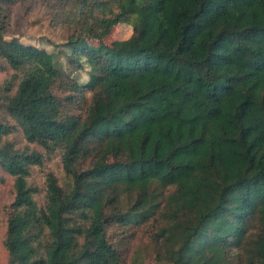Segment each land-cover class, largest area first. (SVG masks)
Listing matches in <instances>:
<instances>
[{
  "label": "trees",
  "instance_id": "trees-1",
  "mask_svg": "<svg viewBox=\"0 0 264 264\" xmlns=\"http://www.w3.org/2000/svg\"><path fill=\"white\" fill-rule=\"evenodd\" d=\"M17 1L0 0L7 264H123L134 227L160 264H264V0H58L69 68L97 78L79 89L8 38ZM57 154L40 204L30 179Z\"/></svg>",
  "mask_w": 264,
  "mask_h": 264
},
{
  "label": "rangeland",
  "instance_id": "rangeland-1",
  "mask_svg": "<svg viewBox=\"0 0 264 264\" xmlns=\"http://www.w3.org/2000/svg\"><path fill=\"white\" fill-rule=\"evenodd\" d=\"M61 8L58 0H18L15 4L4 9L8 38L19 37L23 43L54 52L56 54V65L65 69L75 78L74 89H79L83 85L94 86L97 83L96 77L90 76L84 70L69 68V53L62 48V44L68 39L67 26L56 20ZM132 32L131 25L120 23L115 26L111 34L105 38V41L112 44L115 40L129 38ZM89 43H92V41L89 40ZM93 43L98 44V41ZM6 77L7 74L0 72V82ZM23 143L25 142L23 141ZM107 159L109 162H128L130 154L125 150L110 151L107 153ZM48 170H52L60 179L64 180V171L58 154L46 166L42 168L35 167L30 179L31 182L42 189L41 193L36 194V199L40 204L44 202L43 188ZM10 181L11 178L8 177L5 184L0 187V264H7L8 262V254L3 241L6 216L9 205L13 200ZM127 231H132L134 236L123 264H133L136 250H139V254L142 256L140 258L141 264H160L156 259L155 245L149 239L145 227H134Z\"/></svg>",
  "mask_w": 264,
  "mask_h": 264
}]
</instances>
